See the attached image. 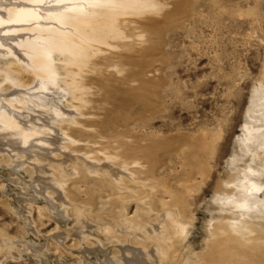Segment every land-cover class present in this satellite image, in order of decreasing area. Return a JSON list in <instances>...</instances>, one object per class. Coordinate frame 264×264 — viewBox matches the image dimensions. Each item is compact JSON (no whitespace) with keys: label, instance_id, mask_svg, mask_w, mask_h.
Here are the masks:
<instances>
[{"label":"rangeland","instance_id":"obj_1","mask_svg":"<svg viewBox=\"0 0 264 264\" xmlns=\"http://www.w3.org/2000/svg\"><path fill=\"white\" fill-rule=\"evenodd\" d=\"M168 3L157 15L129 18L125 28L128 45L118 50L103 48L112 55L102 54L93 60L96 66L90 68L94 72L84 75L88 94L79 113L74 112L78 103L67 94L63 76L44 94L60 110L61 116L54 120V126L79 141L76 147L80 153L98 157L103 153L143 166L138 177L146 189H154L152 216L165 211L173 201L186 205L185 221L192 220V225L182 243L175 245V261L159 264H212L205 257L208 223L211 217L230 216L218 211L215 192L234 171H242L249 165L256 173L262 170L257 173L260 177L252 179L264 185V167L261 168L264 150L260 159L254 157L251 162L250 154L242 156L244 146L239 142L245 123L253 132H260L263 126L260 119L264 110L260 105L264 101L256 102L253 97L258 83L264 84V0H169ZM45 8L41 10L44 15L45 10L59 9L60 5L49 1ZM139 34L144 37L142 43L132 37ZM8 36L0 31L1 76L6 69L28 65L16 42L5 40ZM31 36L25 35L24 39ZM54 58L55 67L60 68L61 60ZM11 73L12 83L1 85L7 90L0 92V101L14 91H21L13 88L14 83L30 84L28 75L16 79L20 76ZM8 149L7 146L0 149V233L13 241L15 248L10 250L7 260L0 251V263L114 261L117 249L94 229L83 231L82 235H89L91 241L99 240L104 250L91 248L90 242L79 243L74 236L66 241L69 250H64L46 237L73 229V212L65 211L59 204L51 206L48 196L41 193L44 189H39L40 193L35 189L31 163L28 160L10 163ZM234 158L238 161L230 164ZM78 172L79 183L68 186L69 194L74 202L91 207L92 217L87 216L88 221L97 224L96 214L101 210L109 212L112 201L120 195L111 190L101 192L106 186L100 185L97 177L85 178L82 170ZM76 187H81V193ZM257 196L262 199L264 188ZM127 200L128 217H133L136 206L131 199ZM249 216L251 221L263 219L264 212ZM25 222L36 230V238L27 232ZM19 241L34 248H24Z\"/></svg>","mask_w":264,"mask_h":264},{"label":"bare ground","instance_id":"obj_2","mask_svg":"<svg viewBox=\"0 0 264 264\" xmlns=\"http://www.w3.org/2000/svg\"><path fill=\"white\" fill-rule=\"evenodd\" d=\"M49 1L60 5V8L47 9L44 15L41 12ZM168 1L0 0V31L9 34L5 40L16 42L15 46L28 61L24 68L14 63V70L4 69V74L0 75V92L7 90L1 88L3 83H12L11 72L20 76L16 79L23 75L30 77H27L29 85L14 83L13 88L21 91H14L0 101V149L4 146L9 148L10 163L24 160L31 163L30 175L35 189L38 193L41 192L39 189H44L41 193L48 196L51 206L59 204L65 211L72 210L75 218L73 229L46 236L64 250H69L66 241L71 236L76 237L79 243L90 242L91 248L97 246L104 250L99 240L91 241L89 235H82L83 231L94 229L118 251L110 264L172 262L177 251L175 245L182 243L192 225V220L185 221L186 205L176 201L162 213L152 216L151 191L154 189H146L138 177L143 167L138 162L103 153L101 157L96 154L89 156L88 152L80 153L76 147L79 141L54 126V120L61 116L60 110L53 104V99L44 94L49 86L59 82L60 75L63 76L62 83L67 94L78 103L74 112L79 113L88 94L84 75L88 71L94 72L90 68L96 66L93 60L102 54L112 55L103 48L118 50L128 45L125 44L128 38L125 28L126 23H130L129 18L157 15L169 5ZM28 34L32 36L24 39ZM132 37L138 43L144 39L141 34ZM56 56L62 62L60 68L54 65ZM114 70L117 74L121 72L117 67ZM258 84L253 97L256 102L264 101V84L261 81ZM260 106L264 110V104ZM260 122L263 124L260 132L251 131L245 123L239 140L244 146L242 156L250 154L251 162L254 157L260 159L264 153L261 151L264 150V114ZM36 151L38 155L34 154ZM237 161L234 158L230 164ZM262 165L261 168L264 163ZM252 168L249 165L242 171H234L235 174L230 175L215 192L218 211L227 212L230 216L211 217L208 223L205 257L212 264H264V217L251 221L253 215L249 216L253 212H264V196L262 199L257 196L264 185L252 179L262 170L257 168L260 172L256 173ZM80 170L85 178L95 176L100 185L106 186L101 192L111 190L114 195H120L112 201L109 212L101 210L96 214L97 224L90 219L88 221L87 216L92 215L91 207L74 202L69 194L68 186L79 183L76 177ZM80 188H75L78 193H81ZM125 193L130 196H121ZM127 199H131L136 206L133 217H128ZM24 227L29 234L37 237L31 224L25 222ZM20 242L24 248H34L30 243ZM14 248L13 241L0 233V251L5 260L10 259L9 252ZM83 263L88 264L85 260Z\"/></svg>","mask_w":264,"mask_h":264}]
</instances>
